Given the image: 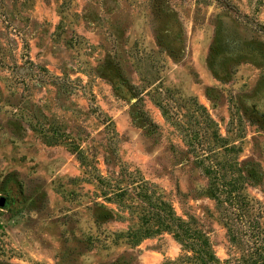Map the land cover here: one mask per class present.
<instances>
[{
    "label": "rangeland",
    "instance_id": "rangeland-1",
    "mask_svg": "<svg viewBox=\"0 0 264 264\" xmlns=\"http://www.w3.org/2000/svg\"><path fill=\"white\" fill-rule=\"evenodd\" d=\"M0 264H264V0H0Z\"/></svg>",
    "mask_w": 264,
    "mask_h": 264
}]
</instances>
